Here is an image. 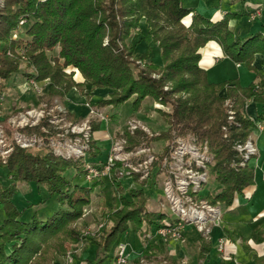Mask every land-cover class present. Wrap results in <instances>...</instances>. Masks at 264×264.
Segmentation results:
<instances>
[{"label": "trees", "instance_id": "16d2710c", "mask_svg": "<svg viewBox=\"0 0 264 264\" xmlns=\"http://www.w3.org/2000/svg\"><path fill=\"white\" fill-rule=\"evenodd\" d=\"M190 15L186 25L184 19ZM240 17L239 13L226 14L211 22L183 7L182 0H0V94L4 83L24 63L31 72L28 78L49 81V99L64 98L76 89L89 100L93 90L108 89V98L98 100L94 107L117 108L132 99V111L137 112L146 98L170 105L169 113L158 111L167 128L154 139L166 142L155 165L172 150L175 137H192L206 143L213 154L209 177L221 188L215 195L208 192L205 198L229 209L245 188L254 185V168L248 162L239 166L241 155L234 145L244 142L256 127L244 116L242 106L251 99L260 110L264 109V78L258 77L246 87L237 79L210 84L199 62L201 49L216 42L224 56L255 72L254 55L264 57V36H235L228 22ZM142 19L160 51V65L143 63L149 59L148 53L135 56L134 49L126 43ZM22 20L25 22L20 24ZM21 25L25 27V38H13V34L20 33ZM54 48L58 49L57 55L48 56ZM76 74L81 81L74 78ZM166 85L170 89L164 90ZM223 89L225 97L220 95ZM226 99L234 101L235 117L231 122L227 121ZM259 119L264 122V116ZM21 131L41 137L46 145L38 149L16 146L5 162L0 161V169H5L9 180V184L0 182V264H50L57 256H65L67 243L75 245L86 239L96 245V257L101 263L131 224L142 235L153 225L160 228L172 221L163 212L147 209L144 182L139 184L141 188L125 190L122 180L110 172L107 178L112 206H108L94 191L104 187L106 177L87 181L90 185L74 181L78 176L85 179L88 167L101 169L105 163L95 161L100 150L94 141L83 158H64L49 148L50 133L42 132L40 127ZM151 141L137 132L129 137V146ZM70 169L72 174L67 173ZM133 181L137 183L138 177L134 176ZM23 183L35 184L38 191L44 189L60 208L46 219L34 214L29 221L23 220L24 209L13 201ZM94 194L100 198L104 224L98 237L88 238L76 223ZM254 234L255 244H264V220ZM202 247L203 256L209 248ZM243 249L251 251L246 242ZM252 264H264V254H253Z\"/></svg>", "mask_w": 264, "mask_h": 264}, {"label": "rangeland", "instance_id": "374dc122", "mask_svg": "<svg viewBox=\"0 0 264 264\" xmlns=\"http://www.w3.org/2000/svg\"><path fill=\"white\" fill-rule=\"evenodd\" d=\"M143 23L139 22L138 28L134 29L126 43L134 49V55L138 56L144 53H148L149 59L143 63L152 62L154 65L161 64L160 51L155 43L151 41L150 36L148 35V30L146 29L145 33L139 32L138 29L142 28ZM147 28V27H146ZM25 27L21 25L20 33L13 34V38H25L24 37ZM57 48H54L52 51L48 52V56H56ZM19 54V53H18ZM8 55H10L8 53ZM22 61L24 58H22ZM24 62V61H23ZM231 61H222L220 62L215 69L208 73V78L214 77L217 84L224 82L221 80L226 79L225 81L237 79L240 75V82L242 87H246L250 84L249 76L246 73H250L244 64L239 63L240 69L231 65ZM27 74L31 72L25 67L24 63H20L19 71L10 76L9 79H12L11 85L6 86L4 83L3 94H0V140L3 141L0 143V161L5 162L6 158L12 152L14 147H19L23 149H38V145L31 147H21L17 142L18 139L21 140L19 135L23 136H37L35 134H25L21 130L24 128H35L40 127V130L44 133H50L51 138L48 141L49 148L57 156H62L64 158H77V154L80 153V149L74 148L77 147V144L74 143V140H80L83 137L88 138V148L91 147V142H95L96 145V132L103 131L102 139L105 140L106 147L104 148L107 152L101 153L98 157L95 158V161L105 162L106 154L113 155V167L111 172L114 171L117 178H120L122 187L126 190L129 188H141L140 183L144 182L145 186L142 187L143 191L149 196V191L158 190L160 193L156 194V204L152 207L154 211H161L166 214L171 219V212L168 207V203L165 199L163 193L164 183L167 180L169 173L166 170H163V159L167 156H164L158 163H156V156L162 152L163 147L166 145L165 141L154 140L159 134L165 131L167 125L164 124L161 116L158 111L169 113L171 106L168 104H163L161 102H155L151 99L145 100L142 103L144 104L141 114L138 116H130L124 119H121L120 116L115 112L111 107H94L92 104V98L82 101L83 106L86 107L87 112L83 115L77 116L72 112L71 107L68 106L69 102L66 97L64 98H52L49 99L46 97L48 80L43 82H37L34 78H28ZM74 78L78 81H81L80 75L76 74ZM233 78V79H231ZM221 81V82H220ZM170 89V85H166L164 90ZM104 90L102 97L100 96L98 100L107 99L110 94L108 89H97ZM96 90H93L91 93ZM225 97V96H223ZM132 100V99H131ZM130 103H125L121 105V114L127 116L132 112V105ZM141 103V106H142ZM140 106V109H141ZM227 112V121H228V111L233 112L235 109L234 101L231 99H226L224 102ZM140 109L137 111L139 112ZM242 111L245 117L249 120H252L255 124V128L251 130V133L254 131L263 132L264 122L259 118L264 116V109L258 108L255 105L253 100H246L242 106ZM234 120V119H233ZM232 120V121H233ZM44 121V125L42 122ZM136 124L135 128H132L131 125ZM166 125V127H165ZM97 128V130L94 128ZM224 128V127H223ZM222 130L224 131V129ZM137 132H141L145 137L152 138L149 144L141 143L140 146H129V137H133ZM251 135V134H250ZM246 140H251L254 148L256 149V154L247 162L252 165V160L258 156V149L256 142L250 137ZM100 139L97 140L102 142ZM181 140L186 143L193 144L197 146L200 151L206 150V155L209 158V163L206 165L205 170L209 175V167L213 163V154L210 153L206 143H201L196 141L192 137H175L173 139V148L168 153L175 150L177 141ZM193 140V141H192ZM245 140V141H246ZM50 141H52L50 143ZM46 145L43 141V145ZM81 146V145H80ZM104 146H102L103 148ZM98 148V147H97ZM11 149L8 153H3L4 151ZM75 154V155H74ZM83 158V156H80ZM88 162V160H86ZM240 163V162H239ZM245 165V164H244ZM244 165H240L243 167ZM73 170L70 169L67 173L72 174ZM147 174V175H145ZM134 176L138 177V182L133 181ZM75 182L79 184H87L83 176H78ZM0 182L4 184H9V180L5 175V169H0ZM104 187H96L94 191L101 194L104 201L108 206H112L111 194H110V183L108 178L103 179ZM202 190V189H201ZM248 190L247 198V209L250 210L252 216L259 215L264 211V184H258V186ZM220 191V185L213 182V180L208 176L207 182L203 186V190L200 191V196L205 198L207 193L215 195ZM250 191V193H249ZM99 196L95 194L91 197V202L88 206L85 207L83 211V216L80 220L77 221L76 226L83 229V234L89 237H98L102 226L104 224L101 208L99 205ZM13 201L20 209H24L22 219L29 221L31 217L36 214L40 219H46L48 216L53 214L58 208L59 204L56 202L55 198H51L45 192L44 189L40 188L38 191L37 186L33 183L20 184L17 188V192L13 197ZM42 202V203H39ZM216 202L215 204H217ZM222 210V218L219 225L215 227H222L223 234L220 239L224 242V247L222 251L217 252L216 262L218 264H252L251 256L253 254L263 255L264 254V244L257 245L255 241H250L248 239L247 233L245 234V239H239L235 235L229 236V233H226V229L230 230L225 225L224 220V207L218 203ZM151 209V210H152ZM241 217V216H240ZM168 218V219H169ZM3 220V213L0 210V224ZM172 220V219H171ZM264 220V213L258 219V223ZM154 233H145L143 236L136 233V237L139 239L141 244H145L146 240L158 239L161 238L160 248L158 250L152 249L150 253L142 252L137 256L136 261H130L128 259L127 264H171L170 261H174L178 264H203L206 261V258L202 261H198V248L200 243L209 242V238H205L197 232H191L190 234L183 235V230L181 231V237L179 239H172L171 237H162L157 233L158 227L157 224L153 225L150 228L152 231L154 228ZM192 227V226H186ZM193 228V227H192ZM194 229V228H193ZM195 230V229H194ZM134 225L131 224L129 231H127L123 237V240L120 241L118 238L114 243L113 247L107 255V259L101 263H98L96 257V245L89 241L84 240L78 244H66V254L70 253L71 262L68 264H112L116 255L117 244L123 243L125 245L133 244L135 245V234H134ZM246 232V231H245ZM216 230L213 231L215 235ZM234 236V237H233ZM231 237V238H230ZM253 237L254 233H253ZM242 238V237H241ZM246 242L249 244L252 249L249 254H244L240 248L241 242ZM154 242V241H152ZM139 243V245H141ZM228 245V246H227ZM134 253L132 250L130 254ZM65 256H57L50 262V264H64ZM135 258V257H132ZM211 258L207 260L210 261ZM214 260V258H213ZM214 264V261L212 262Z\"/></svg>", "mask_w": 264, "mask_h": 264}, {"label": "crops", "instance_id": "0c3cea01", "mask_svg": "<svg viewBox=\"0 0 264 264\" xmlns=\"http://www.w3.org/2000/svg\"><path fill=\"white\" fill-rule=\"evenodd\" d=\"M182 5L183 7L187 9H191L194 11L195 14H199L203 16L204 18L208 19L211 22H216L218 20H221L226 14H233V13H239L242 15V17L237 18V19H230L228 22V28L229 30L237 37L239 38H245L251 34L255 33H260L262 36H264V0H182ZM258 11V15L254 19H250V15L253 14L254 12ZM191 15L187 16L184 19V23L188 25L190 23ZM140 22L143 23L142 28L138 29L139 32L145 33L146 31V24L145 20L142 19ZM144 36V34H143ZM145 37V36H144ZM201 59L199 62V65L206 71V79L207 82L210 84H217L215 81L214 77L211 79L208 78V73L215 69V67L222 61H231L228 57L224 56L222 48L220 47L219 44L216 42H210L208 43L204 48L201 49L200 51ZM264 57L260 54H255L254 55V60H253V67L255 69V72L246 73L247 76H249L250 83L255 82L258 77L264 78V64H263ZM231 65H234V67H238L237 69H240L239 63H234L231 61ZM242 64V63H241ZM81 79V78H80ZM233 79V78H231ZM240 75L237 77V80L240 82ZM221 80V81H225ZM220 81V82H221ZM12 82V79H9V81L6 82V86H10ZM243 86V85H242ZM104 90H96L93 92L91 98L92 104H95L98 101V98L102 95H105L103 93ZM221 96H226V90L223 89L220 92ZM66 100H72V102L68 103V106L71 107V110L73 113H75L77 116L83 115L87 112V109L85 106H83L82 101H84V97L80 96L78 92L75 89H71L67 94H66ZM145 100H149V98H146ZM144 100V101H145ZM130 101V100H129ZM126 103H130V102ZM144 103V102H143ZM142 103L141 109L139 112H131L127 116H124L121 114V106L117 108H110L114 109L115 112L120 116L121 119L130 117V116H138L141 114V111L143 109L144 104ZM165 124V123H164ZM166 127V125H165ZM166 129V128H165ZM97 138H96V145L98 149L100 150L101 153L107 152L104 148L106 147V144L104 143L105 140L102 139L103 131H97L96 132ZM250 137L256 142L257 144V149H258V156H256L252 160V166L254 168V185L251 187H247L244 189V192L242 195L237 196L234 205L229 208L225 209L224 211V220H225V226L228 227L230 230L226 229V233H229V236L232 234L237 236L239 239H245L244 237L245 234L247 233L248 239L250 241H255V238L253 237V233L255 230L258 228L260 222L258 223V219L261 217L262 213L256 216H252L250 213V210L247 209V196H248V190L252 191L254 187L258 186V184H264V130L263 132H257L254 131L251 133ZM101 140L102 142H99L97 140ZM102 146H104L102 148ZM107 155V154H106ZM145 186V185H144ZM221 188V187H220ZM249 191V193H250ZM161 192V191H160ZM158 190H152L149 191V196L146 195L148 198L147 202V209L151 212H161V211H154L152 207L156 203V194L160 193ZM161 194V193H160ZM246 202V203H245ZM152 209V210H151ZM241 216V217H240ZM152 228V227H151ZM154 228V227H153ZM130 229V228H129ZM129 229L127 231H129ZM154 228L152 231L147 232L149 233H154L155 232ZM216 230L215 235L213 234V231ZM126 231V232H127ZM246 231V232H245ZM125 232V233H126ZM135 234L136 238V243L135 245L131 244L126 245L127 246V254H128V259L131 261H136L137 256L140 255V253H150L152 249L158 250L160 247V241H162L161 238L158 237V239H152L146 240L144 243L141 244L139 239L136 237V232L133 231ZM191 232H196L192 227H185L183 230V235L190 234ZM123 233L120 235L118 238L120 241L123 240V237L125 235ZM146 233V234H147ZM245 233V234H244ZM145 234V233H144ZM142 234V236L144 235ZM223 234V229L222 227H213L210 232V239L209 242H201L200 246L198 248V256L197 259L198 261H202L206 258V261H204L203 264H213L212 262L214 261V264H218L216 262L217 258V252H218V241L222 237ZM141 236V235H140ZM255 236V234H254ZM234 237V236H233ZM242 237V238H241ZM231 238V237H230ZM154 241V242H152ZM245 242V241H244ZM120 243V242H119ZM139 243L141 245H139ZM240 244V248L242 249L244 254H249L246 253L243 249V241ZM247 244V243H246ZM249 245V244H248ZM202 246H208L209 251L206 253H203V256L201 255V250ZM228 246V245H227ZM250 246V245H249ZM159 247V248H158ZM252 249V247L250 246ZM131 250L134 252L130 254ZM135 257V258H132ZM210 259L209 262L207 260ZM214 258V260H213ZM171 264H178L174 261H170ZM251 263H252V256H251Z\"/></svg>", "mask_w": 264, "mask_h": 264}, {"label": "built area", "instance_id": "2783aa9c", "mask_svg": "<svg viewBox=\"0 0 264 264\" xmlns=\"http://www.w3.org/2000/svg\"><path fill=\"white\" fill-rule=\"evenodd\" d=\"M257 15L258 11L251 14L250 19H254ZM24 22L22 20L20 24ZM228 114V122H231L234 119L233 112L228 111ZM131 127L135 128L136 124L131 125ZM223 129L226 131L225 127ZM19 137L21 140L18 139L17 141L21 142H17V144L21 147L36 145L41 147L43 145L41 137L23 135H19ZM2 142L0 140V143ZM86 142H88V138L86 137L77 141L74 140V143H78L77 147L74 148L80 149L77 158L81 155L84 156L89 149ZM234 148L241 155L240 165H244L256 154V149L251 140H246L242 143L238 142L234 145ZM10 150L8 149L3 153H8ZM205 153L206 150L200 151L197 146L178 140L175 150L163 159V170L169 173L164 183L163 193L171 212L172 221L158 228L157 233L160 236L179 239L181 231L189 225L197 233L210 239L211 229L222 221L223 212L219 204H212L206 198L199 195L209 176L205 170L206 165L209 163V158ZM113 159L112 154H107L106 161L101 169L98 167H88L85 174L86 181L90 182L102 177H108L113 167ZM223 247L224 242L222 239H219L218 250L222 251ZM127 255V246L123 243L117 244L116 255L112 264H127ZM65 258L64 264L71 262L70 253Z\"/></svg>", "mask_w": 264, "mask_h": 264}, {"label": "clouds", "instance_id": "9594fccd", "mask_svg": "<svg viewBox=\"0 0 264 264\" xmlns=\"http://www.w3.org/2000/svg\"><path fill=\"white\" fill-rule=\"evenodd\" d=\"M185 23H187V22H185Z\"/></svg>", "mask_w": 264, "mask_h": 264}]
</instances>
